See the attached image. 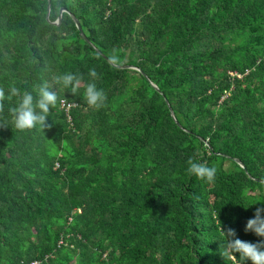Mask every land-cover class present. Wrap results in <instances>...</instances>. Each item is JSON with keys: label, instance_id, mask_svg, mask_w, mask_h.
Segmentation results:
<instances>
[{"label": "trees", "instance_id": "16d2710c", "mask_svg": "<svg viewBox=\"0 0 264 264\" xmlns=\"http://www.w3.org/2000/svg\"><path fill=\"white\" fill-rule=\"evenodd\" d=\"M50 1L0 0V88L20 93L0 111V264H239L224 231L264 239L244 231L264 208V0ZM45 83L46 125L17 129Z\"/></svg>", "mask_w": 264, "mask_h": 264}, {"label": "clouds", "instance_id": "9594fccd", "mask_svg": "<svg viewBox=\"0 0 264 264\" xmlns=\"http://www.w3.org/2000/svg\"><path fill=\"white\" fill-rule=\"evenodd\" d=\"M107 63L112 67H119L123 61L116 54H109ZM88 76L91 78L89 82L84 84L83 100L91 108H100L106 100V95L102 89H99L94 82L98 79V73L95 68L89 69ZM56 82L64 88L70 89L75 95L79 92L83 78L80 75L73 73H65L56 77ZM20 95L18 89L11 88L10 95L5 96L3 88H0V111L4 109V101L11 100L13 97ZM58 96L54 91L49 89L47 83L43 84L38 89V98L34 102V97L31 93L25 92L16 107H12L9 111L12 114L15 127L19 130H27L37 126L44 127L48 119L50 109L56 107ZM187 172L195 176L199 180L212 183L215 181L217 168L208 166L204 163H198L194 158L187 160ZM264 208H257L254 213V218L248 219L244 231L252 232L256 236L264 238ZM226 243L220 241V254L226 259L232 257L234 260L238 256L239 264H264V239L258 243L236 238L234 229L229 228L226 232Z\"/></svg>", "mask_w": 264, "mask_h": 264}, {"label": "water", "instance_id": "95a60500", "mask_svg": "<svg viewBox=\"0 0 264 264\" xmlns=\"http://www.w3.org/2000/svg\"><path fill=\"white\" fill-rule=\"evenodd\" d=\"M50 6H51V1L49 0V13H50ZM67 12V10L65 9H61V16L59 18V23H61V19H62V15L63 13ZM73 19H75L76 23H77V26L81 32V35L84 37L85 40H87L88 42H90L88 36L86 35V33L84 32V29H83V26L81 24V22L75 17L73 16ZM131 67V66H130ZM133 67V66H132ZM175 117V116H174ZM244 167V166H243Z\"/></svg>", "mask_w": 264, "mask_h": 264}, {"label": "built area", "instance_id": "2783aa9c", "mask_svg": "<svg viewBox=\"0 0 264 264\" xmlns=\"http://www.w3.org/2000/svg\"><path fill=\"white\" fill-rule=\"evenodd\" d=\"M61 106H62L63 108L66 109V111H67V115H69V111H70V109H71L72 107H76L77 105H76V104H72V103H66L65 100H62V102H61ZM60 243H63V241L60 242ZM32 264H37V263H32Z\"/></svg>", "mask_w": 264, "mask_h": 264}]
</instances>
